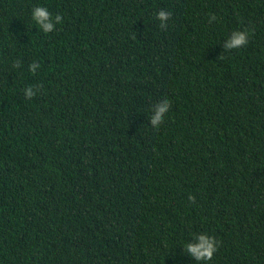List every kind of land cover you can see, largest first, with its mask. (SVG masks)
<instances>
[{
    "label": "trees",
    "instance_id": "trees-1",
    "mask_svg": "<svg viewBox=\"0 0 264 264\" xmlns=\"http://www.w3.org/2000/svg\"><path fill=\"white\" fill-rule=\"evenodd\" d=\"M205 233L264 264V0H0V264H205Z\"/></svg>",
    "mask_w": 264,
    "mask_h": 264
},
{
    "label": "clouds",
    "instance_id": "clouds-1",
    "mask_svg": "<svg viewBox=\"0 0 264 264\" xmlns=\"http://www.w3.org/2000/svg\"><path fill=\"white\" fill-rule=\"evenodd\" d=\"M172 14L166 10L161 9L156 14V19L160 21L159 27L162 30H166L168 27V21L171 19ZM32 20L38 26L39 30L45 34L51 33L55 30L57 24L63 22V17L60 14H56L53 18L52 13H50L47 7L36 6L32 8ZM217 20V16L210 14L208 22L211 24ZM249 42V31H234L231 36L228 38L227 42L224 44L225 52L229 50L240 49L246 46ZM223 57V56H221ZM220 57V58H221ZM21 66V61H15L13 63L14 68H19ZM39 63L33 61L29 65V71L33 74L39 69ZM38 88L29 86L23 90L25 99L31 100L37 95ZM170 101L168 99H163L160 102L153 105L151 109V116L149 118L150 125L159 129L164 122L165 116L170 110ZM191 201H195L194 196H190ZM218 242L214 237L209 236L208 234H193L192 242H187L183 248L184 251L196 262H208L211 261L214 253L217 251Z\"/></svg>",
    "mask_w": 264,
    "mask_h": 264
}]
</instances>
